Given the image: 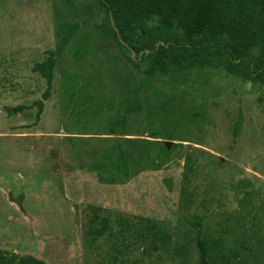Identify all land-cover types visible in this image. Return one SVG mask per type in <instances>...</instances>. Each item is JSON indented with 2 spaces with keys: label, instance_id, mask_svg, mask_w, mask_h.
<instances>
[{
  "label": "rangeland",
  "instance_id": "1",
  "mask_svg": "<svg viewBox=\"0 0 264 264\" xmlns=\"http://www.w3.org/2000/svg\"><path fill=\"white\" fill-rule=\"evenodd\" d=\"M105 11L0 0V249L47 264H198L195 215L212 264H264V82L225 68L140 74ZM64 22L78 27L37 119L47 82L33 66Z\"/></svg>",
  "mask_w": 264,
  "mask_h": 264
},
{
  "label": "trees",
  "instance_id": "2",
  "mask_svg": "<svg viewBox=\"0 0 264 264\" xmlns=\"http://www.w3.org/2000/svg\"><path fill=\"white\" fill-rule=\"evenodd\" d=\"M104 19L119 48L125 51L133 70L148 77L172 75L198 67L225 68L245 79L264 82V0H99ZM78 25H58L55 50L33 66L47 82L42 99L36 100L37 119L51 95L59 55ZM137 102H127L126 113L134 112ZM18 106L17 111L26 109ZM9 113L12 111L9 109ZM243 116L234 128L237 135ZM166 154L171 151L163 147ZM100 167V166H97ZM186 173L194 171L192 158ZM187 221L195 229L198 264H212L207 232L202 218ZM105 223L99 234L107 231ZM0 264H47L33 254L0 249Z\"/></svg>",
  "mask_w": 264,
  "mask_h": 264
},
{
  "label": "water",
  "instance_id": "3",
  "mask_svg": "<svg viewBox=\"0 0 264 264\" xmlns=\"http://www.w3.org/2000/svg\"><path fill=\"white\" fill-rule=\"evenodd\" d=\"M167 146L169 147L171 145V142L170 141H167Z\"/></svg>",
  "mask_w": 264,
  "mask_h": 264
}]
</instances>
